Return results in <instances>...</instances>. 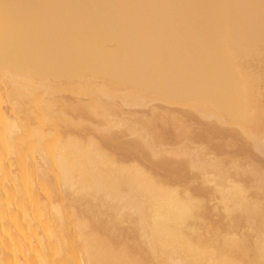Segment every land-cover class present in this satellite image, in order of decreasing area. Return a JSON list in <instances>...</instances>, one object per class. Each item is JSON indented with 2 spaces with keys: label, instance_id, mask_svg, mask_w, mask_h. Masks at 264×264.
Wrapping results in <instances>:
<instances>
[{
  "label": "bare ground",
  "instance_id": "bare-ground-1",
  "mask_svg": "<svg viewBox=\"0 0 264 264\" xmlns=\"http://www.w3.org/2000/svg\"><path fill=\"white\" fill-rule=\"evenodd\" d=\"M153 103L264 156V0H0V264H264V168L165 150Z\"/></svg>",
  "mask_w": 264,
  "mask_h": 264
},
{
  "label": "rangeland",
  "instance_id": "rangeland-1",
  "mask_svg": "<svg viewBox=\"0 0 264 264\" xmlns=\"http://www.w3.org/2000/svg\"><path fill=\"white\" fill-rule=\"evenodd\" d=\"M126 111H128L129 115H132L133 118H146L151 115L150 113L152 111L155 112L154 126L150 132L159 135L161 137L160 140L169 145L168 148L165 149L167 151L175 150L181 145V142L177 139V132L174 130V127L179 122H182L188 124L192 131L191 135L194 138V143L191 144V147L200 148L204 142V144H209L211 152L216 153V159H222L227 165L228 159L232 157L238 164H241L244 167L248 164V162L253 161L256 165H261L264 168V159H262L264 156L260 152L253 151L251 149L250 142H246L244 139H238L233 127L220 126L216 128L214 127L213 120L203 119L193 112L192 114L188 108L182 106H168L162 103H153L144 108H131L129 110L126 109ZM185 113H187V115L183 116L182 114ZM173 115L178 118L173 119ZM167 135H170V138H167ZM135 139V136L121 137V139H119L120 146L132 143ZM229 141L233 146L226 148V142ZM167 151L161 152L155 158L146 157L143 161L145 164H148L146 161H150V159L156 163L163 161L164 159H173V156ZM180 159L182 160L184 157H181ZM189 175L191 176L196 174L190 172ZM195 178V180L190 179L191 181L194 180V182L188 185V188L195 193V196L200 197L204 194V192H209V195L206 197L207 201L205 214L202 215V220L200 222L201 225H204V228L213 230L221 224H227L228 222L226 221L225 212L222 210L221 205L218 204L217 200L212 197V194H210L213 186L211 184H204L202 182V178L200 177L196 176ZM183 185L184 184L180 187V190L185 188ZM242 223L244 222L239 224ZM125 226L128 227V225ZM244 230H246V228L242 231Z\"/></svg>",
  "mask_w": 264,
  "mask_h": 264
}]
</instances>
